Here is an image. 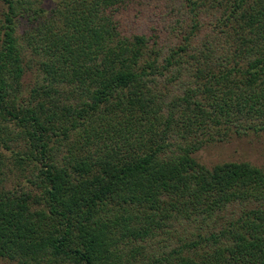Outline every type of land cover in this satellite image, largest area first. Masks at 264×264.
Here are the masks:
<instances>
[{
  "label": "trees",
  "instance_id": "trees-1",
  "mask_svg": "<svg viewBox=\"0 0 264 264\" xmlns=\"http://www.w3.org/2000/svg\"><path fill=\"white\" fill-rule=\"evenodd\" d=\"M43 3L0 0V258L264 264V169L194 156L264 132V0Z\"/></svg>",
  "mask_w": 264,
  "mask_h": 264
},
{
  "label": "rangeland",
  "instance_id": "rangeland-1",
  "mask_svg": "<svg viewBox=\"0 0 264 264\" xmlns=\"http://www.w3.org/2000/svg\"><path fill=\"white\" fill-rule=\"evenodd\" d=\"M55 2L56 0H44L43 6L49 11ZM146 8H143L144 13L147 12ZM2 10L0 5V15ZM26 62L28 67L23 77V84L25 88H30L41 81V75L32 57L28 56ZM194 156L199 163L206 167L229 162H247L257 168L264 169V132L231 137L225 142L206 145ZM15 174L18 175V172L16 171ZM6 176L9 177L10 175ZM11 177L13 180L16 179L15 175ZM0 264H8V262L0 258Z\"/></svg>",
  "mask_w": 264,
  "mask_h": 264
}]
</instances>
